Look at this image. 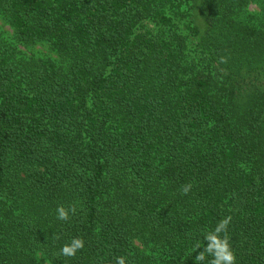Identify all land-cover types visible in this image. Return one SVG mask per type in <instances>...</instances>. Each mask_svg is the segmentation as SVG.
Wrapping results in <instances>:
<instances>
[{
	"label": "trees",
	"instance_id": "1",
	"mask_svg": "<svg viewBox=\"0 0 264 264\" xmlns=\"http://www.w3.org/2000/svg\"><path fill=\"white\" fill-rule=\"evenodd\" d=\"M252 1L0 0V264H194L226 216L236 264H264Z\"/></svg>",
	"mask_w": 264,
	"mask_h": 264
},
{
	"label": "clouds",
	"instance_id": "2",
	"mask_svg": "<svg viewBox=\"0 0 264 264\" xmlns=\"http://www.w3.org/2000/svg\"><path fill=\"white\" fill-rule=\"evenodd\" d=\"M222 63L227 62V57L220 58ZM193 185L191 183L181 185L180 193L187 195ZM77 212L76 202L65 206L59 204L56 208V216L58 220L69 221ZM232 217L226 216L210 229L205 230L202 241L194 243L193 256L194 264H236V253L231 245L228 235V227ZM54 239L59 240L60 236L55 235ZM85 247V241L82 237H72L65 242L60 249L59 255L64 257H74L77 252ZM115 264H127L126 257L118 256L115 259Z\"/></svg>",
	"mask_w": 264,
	"mask_h": 264
},
{
	"label": "rangeland",
	"instance_id": "3",
	"mask_svg": "<svg viewBox=\"0 0 264 264\" xmlns=\"http://www.w3.org/2000/svg\"><path fill=\"white\" fill-rule=\"evenodd\" d=\"M249 11L257 14L260 20L264 22V0H253L252 4L249 6ZM0 25L5 29L10 30V27L7 24H4L2 20H0Z\"/></svg>",
	"mask_w": 264,
	"mask_h": 264
}]
</instances>
